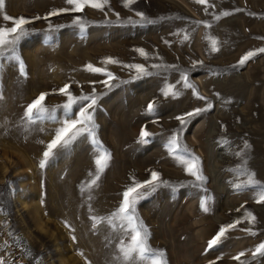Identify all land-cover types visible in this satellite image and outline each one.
Instances as JSON below:
<instances>
[{
    "label": "rangeland",
    "instance_id": "rangeland-1",
    "mask_svg": "<svg viewBox=\"0 0 264 264\" xmlns=\"http://www.w3.org/2000/svg\"><path fill=\"white\" fill-rule=\"evenodd\" d=\"M211 3L215 7L205 12L193 0H136L127 8L122 0H110L104 11L86 8L83 13L33 19L27 25L29 34L18 46L26 76H20L16 62H0V245L8 242L0 257L7 264H120L116 260L120 233L103 223L93 229L90 217L117 209L131 178L149 179L150 170L160 172L172 186L158 187L139 201L136 211L150 231L151 247L165 251L167 264H208L218 256L222 259L217 264H238L231 257L240 251L246 253L247 264H264V256H252L264 242V204L254 201L252 190L234 189L233 182L246 177L232 171L241 162L234 153L247 141L251 145L247 167L264 182V53L238 66L247 51L264 47V0ZM62 7H68L65 0H5L3 12L32 19ZM225 10L232 14L214 19ZM77 15L84 18L83 33L73 24ZM0 26L12 24L0 14ZM209 36L220 42L218 52L210 51ZM137 48L149 58L140 56ZM107 57L121 63L105 65ZM88 63L114 73L119 79L112 83L117 86L105 88L99 81L106 77L86 71ZM137 63L154 74L132 79L135 70L123 65ZM152 64L178 66L213 105L187 119L181 134V143L200 158L207 178L203 186H196L169 156L166 144L181 127L175 117L203 108L206 102L177 83L180 71L157 70ZM166 82L176 84L182 94L165 98L161 88ZM65 83L74 95L95 87L100 96L94 113L97 136L111 159L90 192L82 193L81 185L95 173L91 143L80 138L70 148L57 150L41 169L43 151L59 125L44 120L25 131L22 119L26 105L41 92L49 93L45 104L56 107L57 119H62L58 106L66 97L53 89ZM152 101L157 111L147 115ZM77 110L74 106L73 112ZM142 127L152 133L147 144L137 142ZM205 196L211 197L208 212L200 208ZM245 209L256 216V223L240 224L206 253L207 242L219 227L242 217ZM247 227L256 235L240 230ZM25 249L31 250L30 256Z\"/></svg>",
    "mask_w": 264,
    "mask_h": 264
},
{
    "label": "snow or ice",
    "instance_id": "snow-or-ice-1",
    "mask_svg": "<svg viewBox=\"0 0 264 264\" xmlns=\"http://www.w3.org/2000/svg\"><path fill=\"white\" fill-rule=\"evenodd\" d=\"M136 2V0H122L124 7H130ZM194 3L204 6V11L207 12L210 8H214L215 4L211 3V0H193ZM68 7H62L59 9H52L44 17L36 16L32 19L20 16L12 17L3 12L5 8V0H0V14L4 21H10L12 26H0V62L2 61H14L18 66L20 76H26L25 64L18 51V46L21 40L29 34L27 25L33 22V19H45L48 20L50 17H54L63 13H83L86 8H92L94 10L104 11L106 7L110 5V0H65ZM235 11H241L236 9ZM232 13L225 10L219 15H216L214 19L220 20L222 17L229 16ZM117 15H119L117 13ZM136 15L141 17L142 20H146L147 17L143 12H136ZM197 24L203 23L206 27L212 25L206 21H196ZM73 24L78 25L81 32L85 31V21L80 15H77L73 19ZM189 35H184V40H188ZM210 45V51L218 52L220 50V42L217 38L209 36L207 37ZM264 39V37H261ZM47 42V41H46ZM167 43V41H165ZM135 51L144 59L149 58V53L143 48H137ZM264 53V47L247 51L238 61V66H243L250 59L256 55ZM103 64H119L121 63L115 58L107 57L102 61ZM126 68L134 69L136 75L132 79H139L142 76L153 75L144 64H126L123 65ZM153 69H171L180 71V80L178 84H182L184 89H191L193 96L197 99L205 101V107L195 108L194 110L184 113L183 115L176 116L175 119L179 121L181 127L174 130L173 134L169 137L166 147L169 156L173 157L176 163L183 167L184 171L191 177L194 178L196 186H203L207 178L203 174L202 164L200 158L192 152L187 145L181 143V134L183 127L187 123V119L193 116L199 115L202 112H206L212 109L213 105L207 97L202 96L196 85L191 83L188 74L181 71L176 65H164V64H152ZM233 67H236L234 65ZM3 68V63H0V69ZM85 70L91 73L101 74L106 77L105 80L99 81L104 84L105 88L111 90L117 85L112 81L118 80L114 73L107 70L106 67H95L91 63L85 65ZM130 81H120V83H129ZM93 84L97 82H92ZM71 85L65 83L59 89H53V92H58L60 95L66 97V102L58 106L63 110V118L57 119L56 107L49 108L45 104V99L49 95L47 92H41L34 100L31 101L25 107L23 120L25 122V131H30L31 126L37 122H43L44 120L52 121L59 126L54 129V134L50 141L47 142L45 150L42 154V159L39 162L41 169L45 168L51 159L54 158L57 150L68 149L80 138L88 140L94 150V163L95 173H90L91 179L81 185V192H90L94 187L97 186L101 174L108 167L111 159V153L104 148L97 136L98 125L95 122L94 113L100 96L96 93L95 87H93L90 93H84L81 91L80 95H74L70 90ZM161 94L165 97H171L173 99L178 98L182 92L177 88L176 84L165 83L161 88ZM0 95V99H2ZM74 106H78V110L73 112ZM157 111L156 101L149 102L145 112L147 115H153ZM156 121H153L155 123ZM2 127V126H0ZM44 131V129H40ZM152 133L147 131L146 127L140 129L138 143L147 144ZM226 142V141H225ZM43 143V141H41ZM251 145L244 141L243 146L240 150L236 151L234 155L240 159V164L237 165L236 169L232 171L236 172L237 176L243 175L246 177L245 180L239 183L233 182V187L237 191L252 190L254 201L257 204H264V182H261L256 178V173L247 167L250 159ZM132 182L125 190L121 193L122 200L113 212L107 216H91L92 228L96 229L100 224H106L113 232H119L117 247L116 260L120 264H167L166 253L163 249H154L149 243L150 231L138 216L136 211V205L141 199L146 198L152 192L156 191L161 185L171 187L169 181L161 179V173L156 170H150V178L144 181H138L135 177L131 178ZM91 200V195L88 196ZM211 197L205 196L200 200V208L204 212H208L209 202ZM244 207L243 205L241 206ZM91 210V206L89 205ZM0 211H3L0 209ZM240 211V209H237ZM256 216L250 211L245 209L242 217L234 219L232 222L223 224L219 227L216 234L207 242L205 252L218 247L223 240L227 237V233L232 230H236L238 226L244 222L248 225H254L256 223ZM66 227L71 226L64 221ZM241 231L247 232L249 235H256L252 227L240 229ZM74 231V229H72ZM11 236L12 233L10 232ZM75 240V236L72 237ZM8 246V242L5 241L3 245H0V249ZM27 255H31L30 249L24 250ZM83 255V253H80ZM246 253L244 251L238 252L235 256L231 257L237 261L238 264H247V261L243 259ZM257 255L264 256V242H261L252 251V256ZM222 259V256L216 257L214 260H209L208 264H217V261ZM0 264H7L3 257H0Z\"/></svg>",
    "mask_w": 264,
    "mask_h": 264
},
{
    "label": "bare ground",
    "instance_id": "bare-ground-1",
    "mask_svg": "<svg viewBox=\"0 0 264 264\" xmlns=\"http://www.w3.org/2000/svg\"><path fill=\"white\" fill-rule=\"evenodd\" d=\"M262 11H264V10H262ZM198 82L200 83V80H198ZM201 84V83H200ZM192 130V129H191Z\"/></svg>",
    "mask_w": 264,
    "mask_h": 264
}]
</instances>
